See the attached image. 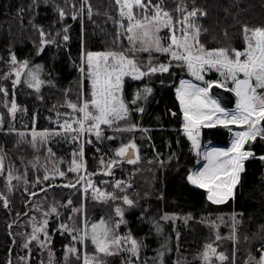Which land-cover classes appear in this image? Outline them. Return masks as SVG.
I'll list each match as a JSON object with an SVG mask.
<instances>
[{
    "label": "trees",
    "instance_id": "obj_1",
    "mask_svg": "<svg viewBox=\"0 0 264 264\" xmlns=\"http://www.w3.org/2000/svg\"><path fill=\"white\" fill-rule=\"evenodd\" d=\"M85 2L91 5L90 18L87 7L83 13L79 12ZM184 2L189 9L193 6L192 0ZM0 4V86L7 89V96L0 92V111L5 118V125L0 127V153L5 173L11 172L16 177L12 184L36 185L35 188L40 190L46 172L43 165L50 164L49 169L61 165L67 177L56 181L60 186L45 183L54 187L48 185L51 189L42 193L46 195L42 210L55 206L64 223L72 213L77 228L87 222L90 229L101 220L114 228L120 217L116 209L120 208L123 224L118 233L128 239L131 236L140 244L138 255L131 257L133 264H176L177 256L181 258V264H199L198 256L208 245L219 246V251L226 257L223 264H247L249 261L245 260L243 250L259 258V249L264 243V161L256 158L246 163L235 198L225 205L211 204L205 191L192 187L186 179L199 161L206 141L226 144L230 137L224 126L202 128L200 155L193 149L181 129L182 111L175 94L182 78L196 81L186 68L177 67L173 61L165 73L147 74L138 80L125 77L122 95L129 108L128 119L117 121L113 127L102 125L100 139L94 133L86 135L84 142L80 134L74 139L76 134L63 125L66 119L72 121L80 114L73 113L64 104L79 103L81 81L84 96H88L89 81L86 74L82 76L79 71L82 56L86 57L89 51L128 53L131 45L125 35L127 19L120 16L114 0H35V3L33 0H0ZM179 4L181 0H163V7L174 21L182 15L176 11ZM195 6L206 13L203 16L198 13L196 20L201 28L200 42L206 49L243 50L246 46L243 26L250 29L264 27V0H195ZM58 8L64 10L63 18L59 16ZM74 12L76 19H72ZM134 12L139 18V10L134 8ZM120 22L125 27H121ZM37 26L43 28L45 39H56V43L45 45L40 54H37L40 46ZM65 27H68L70 37L67 42L57 36L58 32L63 34ZM161 35L166 38L168 29ZM11 54H15L17 62L27 59L30 69L38 71L39 78L44 81L39 91L29 87L26 78L13 88ZM148 57L144 54L143 62L136 61L142 69L147 68ZM156 57L159 63L168 62L166 54ZM37 64L42 66L38 70L34 69ZM204 75L205 80L222 79L215 69ZM145 87H150L151 93L146 99H137L135 94L139 91L143 97ZM13 98L18 110L16 118L12 115V121L4 103L7 99L11 105ZM134 99L135 104L131 102ZM137 107H143L144 111H136ZM11 121L16 125L12 126ZM131 124L136 127L129 128ZM32 130L48 132L46 142L33 143L29 135ZM130 142L137 146L139 158L135 163H128L116 155L118 148ZM251 150L257 157L264 154V140L257 138L251 142ZM73 159L78 164L83 161L87 184H92L98 191L112 193L115 199L108 195L100 201L93 200L90 194L84 196L77 183L81 173L68 171ZM112 160L117 164L108 167ZM5 173H0V193L9 203L5 208L0 200V264H8L10 259L11 264H83L82 258L75 261L66 256V247L72 244L67 232L54 233L51 246L56 254L54 259H49V254L39 247H34L29 255V249L22 244L26 238L24 234H30V208L28 210L26 206L30 195L24 186L10 187ZM37 177L41 181L35 184ZM117 181H120L119 186L115 184ZM124 195L134 201L133 205L129 206L121 199ZM75 211H78L77 215ZM177 215L181 219L175 224L172 218ZM221 216L232 217L235 226L213 225L222 223L219 222ZM182 217H188L190 221L182 222ZM56 225L51 222V231ZM233 234L237 235L236 239L231 238ZM219 236L225 247L215 243ZM244 236L248 242L241 246ZM86 245L95 247L90 238L86 239ZM95 252L104 258L103 264H123L122 258L127 256V253L117 251L111 254ZM20 257L29 258L25 261Z\"/></svg>",
    "mask_w": 264,
    "mask_h": 264
},
{
    "label": "snow or ice",
    "instance_id": "obj_2",
    "mask_svg": "<svg viewBox=\"0 0 264 264\" xmlns=\"http://www.w3.org/2000/svg\"><path fill=\"white\" fill-rule=\"evenodd\" d=\"M33 2L35 3V0ZM114 2L119 6L120 16L127 19L125 35L133 48H135V42H139L140 48L138 50L150 54L153 51L166 54L168 62L157 65H152L149 62L147 68L142 69L134 57L124 55L122 52H87L86 57H82L79 71L87 76L89 93L85 98L83 81H81L79 103L69 102L68 104L73 113L80 115L72 121L66 119L63 126L76 134L74 139L79 138V134L83 132H94L96 138L100 139L102 125L113 127L117 121L126 120L129 117V108L122 95L124 78L131 77L133 80H138L147 74L165 73L169 71L172 62L175 61L177 67L186 68L196 81L203 82V86H201L200 83H194L192 80L181 79L179 81L180 86L176 88V97L183 113V131L191 141L193 149L197 150L198 156L200 155L199 136L201 127L221 124L228 128L229 132H232L233 130L228 127L229 125L242 126L241 130L234 132L230 147L211 148L205 151L203 158L206 163L202 168L191 171L186 177L192 185L207 190L206 195L209 201L223 202L227 197L233 195V188L239 182L240 173L244 170V161L249 157L256 156L251 150V142L256 141L257 137L264 139V124H261L264 121V27L250 29L247 25L243 26L246 42L243 50L227 47L206 49L200 42L201 28L196 23L198 13L200 16L206 15V13L195 6V0H192L193 6L190 9L184 0H181L176 11L182 15L175 21L171 13L163 7V0H157L156 3H153V0H114ZM85 7H87V15L90 18L92 13L90 4L82 3L79 12L83 13ZM134 8L139 10L140 18H137V14L133 11ZM58 12L61 18L65 16L62 8H58ZM76 15L74 12L72 19H76ZM120 26L125 27L122 22H120ZM37 27L40 33V46L37 49V54H40L45 45L56 43V39L55 37L51 40L45 39L46 33L43 28ZM161 29H168L166 38L160 36ZM62 33L61 35L58 32L57 36H60L63 42L69 41L68 27L63 28ZM11 64L14 65L12 71L15 73L13 88L15 84L20 83L21 74L25 72V69H28L25 74L28 86L39 91L44 81L39 78L38 71L29 69L27 59L17 62L15 54H11ZM84 65H86V69ZM41 67L38 64L34 65V69L37 70ZM212 69H215L222 79L205 80L204 74ZM213 85L235 94L237 98L235 109L230 110L222 107L219 99L209 95V90ZM151 91L150 87H145L143 97L139 91L135 96L137 99H146L147 94H150ZM0 92L7 95V89L3 86H0ZM131 102L135 104L136 100ZM16 108L17 105L13 98L9 111L14 112ZM135 110L144 111L143 107H137ZM73 123L77 125L76 128L72 127ZM135 127V124L129 125V128ZM37 135L40 136L41 143L47 140L46 132L39 134L33 132V143H35ZM246 144L249 145L248 149H245ZM136 147L135 143L132 142L124 144L117 149L116 155L126 157L129 149H136ZM48 151L51 153V149ZM73 155L75 156V153ZM80 155H83L82 146ZM258 158L264 161V154H260ZM127 162L135 163L136 161L128 158ZM71 164L73 166L69 167L68 171L77 172L82 167V164H78L76 159H73ZM116 164L117 161L112 160L108 167ZM2 167V160H0V168ZM57 175L64 177L65 172L56 169L53 178ZM12 179V173L9 172L8 181L10 182ZM49 179L50 177L46 172L43 180ZM80 179L83 177L81 176ZM39 180L40 178L37 177L38 182ZM116 184L119 186L120 181H117ZM30 195L34 196L35 193H30ZM108 195L115 199L113 194L109 193ZM121 199L129 206L134 203L127 195ZM0 200H2L3 206L7 208L8 198L0 193ZM68 203L70 204L71 201L69 200ZM116 212L121 217L123 216L120 208H117ZM52 213L59 215L55 206H52L47 212L42 210V215L45 218L39 227L33 223L31 233L24 234L26 238L22 246L25 249H29V244L32 241H36L41 248L46 243L51 242L46 226L48 224L47 217ZM164 218L167 219V216ZM120 222L122 221H117V225ZM90 227L91 232L88 231L87 222L80 228L68 227L66 223L59 224L60 229L72 234L73 241L83 243L90 238L91 243L95 245L99 253L111 254L110 246L119 245L123 239L118 235H110L113 229H110L103 220L100 221L99 225L94 223ZM157 230H159L158 225ZM77 232L79 235L74 234ZM139 247L140 244L137 240L131 239L130 251L133 254L138 255ZM207 248H211V245H208ZM68 251L75 253L77 249L70 247ZM212 251L214 253L215 250ZM259 252L258 259L252 257L254 264H264V243L261 244ZM28 258L20 257L19 259L26 261ZM220 259L224 260L226 257L221 253ZM204 260H208L207 251L204 253ZM8 264H11V261ZM83 264H99V261L95 255L89 257L85 253Z\"/></svg>",
    "mask_w": 264,
    "mask_h": 264
},
{
    "label": "rangeland",
    "instance_id": "obj_3",
    "mask_svg": "<svg viewBox=\"0 0 264 264\" xmlns=\"http://www.w3.org/2000/svg\"><path fill=\"white\" fill-rule=\"evenodd\" d=\"M0 6H1V4H0ZM133 11H134V9H133ZM138 18V17H137ZM140 18V17H139ZM166 29H161V32H160V36L161 37H163L162 35H161V33L163 32V31H165ZM131 45V47L129 48V51H128V53H125V55H127V56H129V57H134L135 58V60L138 62V63H141V62H143L144 61V59H143V55L144 54H147L149 57H148V59L146 58V65L148 66V64H149V62H151V64L153 65V62H155L154 63V65H157L159 62H160V60L156 57V55L158 56V55H163V54H161V53H158V52H155V51H153V52H151V54L149 53V52H145V51H140V50H138L139 48H140V45H139V42H135V48H133V46H132V44H130ZM156 54V55H155ZM82 57H84V56H82ZM150 57H151V59H150ZM29 67V66H28ZM84 67H85V65H84ZM29 69H30V67H29ZM28 71V69H25V72L24 73H22L21 74V79L20 80H22V79H25V74H26V72ZM12 75H13V81H14V79H15V73L12 71ZM82 76H83V74H82ZM185 78H187V77H185ZM182 79H184V78H182ZM46 81V80H45ZM18 84V83H17ZM17 84H15V85H17ZM46 84V83H45ZM201 85H203V84H201ZM179 87V84H178V86H177V88ZM15 88V87H14ZM176 91V90H175ZM1 93H3V92H1ZM4 94V93H3ZM176 94V93H175ZM5 96H7V95H5ZM4 105L6 106V108L9 110L10 108H11V105H10V102H9V100H7V99H5V103H4ZM64 106L66 107V108H68V102L66 103V104H64ZM16 110H18V108H16L15 109V111L14 112H10L11 113V119H12V121L14 120V118H16V116H17V113H16ZM13 114H15V117L13 118ZM2 112L0 111V127H3L5 124V118H3L2 117ZM182 119H183V114H182ZM11 121V122H12ZM11 125L12 126H15L16 124H14L13 122L11 123ZM73 126H74V123H73ZM220 126H223V125H221L220 124ZM233 129H237V131L238 130H241V128H242V126H240V125H230ZM73 128H75V127H73ZM65 130V129H64ZM69 130V129H68ZM33 132H36L37 134H39V133H42V132H37V131H34V130H32V131H30L29 132V135L31 136V138H32V140H33ZM46 135L47 136H49V133L48 132H46ZM258 138V137H257ZM39 141H41V139H40V136L39 135H37L36 136V138H35V142H39ZM46 141H44V143H45ZM0 160H2V163H4V160H3V157H2V155H1V153H0ZM203 160H204V158H203ZM203 161H202V152H201V160H200V162H199V164H201ZM80 164H82V167L81 168H79V170L77 171V172H74V173H81V176L83 177V179H78L77 180V183L79 184L80 183V185H81V190L83 191V193H84V196L85 195H87V194H90L91 196H92V199L93 200H100V201H104L105 199H106V197L108 196V194L109 193H106V192H104V191H98V190H96V188L94 187V186H92V184H87L86 183V177H85V175H86V173H85V169H84V163H83V161H81L80 162ZM198 164V165H199ZM50 166V164L49 165H46V164H44L43 165V167H44V169L46 170V172H47V174L49 175V177H50V179L49 180H47V181H41V180H39V182H40V184L42 185V188L41 189H43V190H39L38 188H35V187H37L36 185H34V187H32V186H30L29 184H26V183H22V182H19V183H15V184H12V182H13V180H15V176L14 175H12L13 176V179L9 182V185H10V187H18V188H20L21 186H24L26 189H28V193H29V195H30V193H35V195L33 196V195H30V199H29V201L27 202V204H26V206H27V209L29 210V208H30V215H29V220H30V233H31V231H32V225H33V223H36L37 224V227H39V224L43 221V219L45 218L43 215H42V207H44L45 205L42 203V201H44L45 199H46V195L45 194H42L43 192H45V191H47L48 189H51V187H49L48 185L49 184H45V183H50V184H53V185H58L57 184V180L58 179H63V178H66L67 177V172H65V176L64 177H60V176H55L54 178H53V173H54V170H56V169H58V170H60V171H63L62 170V168H61V165H57V166H54V167H51L50 169L48 168ZM73 165L72 164H70L69 166H68V169H69V167H72ZM195 168V167H194ZM192 169L191 171H194L195 169ZM190 171V172H191ZM45 172V173H46ZM108 172V171H107ZM189 172V173H190ZM0 173L1 174H4L5 173V166L3 167V170L2 171H0ZM8 174H9V172H6L5 173V176L7 177V180H8ZM44 174V173H43ZM45 175V174H44ZM38 181H36V183L35 184H38L39 183ZM53 182V183H52ZM60 182V181H59ZM240 183V182H239ZM116 184V183H115ZM191 184V183H190ZM16 185V186H15ZM53 185H51V186H53ZM192 185V184H191ZM115 186V185H114ZM239 186V185H238ZM112 194V193H111ZM216 204H218V203H216ZM27 210V211H28ZM43 211H45V212H47V211H50V209L49 210H43ZM57 212H58V210H57ZM59 213V212H58ZM84 213H85V211H84ZM74 214L75 215H77L78 214V211H75L74 212ZM33 218H35V219H33ZM69 218H71V219H69ZM73 214L71 213L70 215H69V217L65 220V223L68 225V227H73V226H75V227H77V225H76V223H74V221H73ZM47 219H48V224H47V226H46V230H47V232H48V235H49V238H50V243H46L45 244V246L43 247V248H41L40 246H39V244L36 242V241H32L30 244H29V249H30V254H31V252L33 251V249H34V247H39L42 251H46L48 254H49V259H54L55 258V253L54 252H52V243H53V240L55 239V234L54 233H57V231L58 232H67V231H65L64 229H60L59 228V224H61V223H64V220H62V218H61V214L59 213V215H57V214H55V213H52L50 216H48L47 217ZM180 217H179V215H177V216H174L173 218H172V220L173 221H175V224L177 223L178 224V222H180ZM220 219H221V221H222V223H213V225H217L218 227H222V226H224V224L225 225H227V226H235V221L234 220H231V219H226V218H224V217H220ZM119 221H122V222H120L118 225H116L114 228H110V229H113V232L112 233H110V235H118V236H120L121 238H123L122 240H121V243L119 244V245H111L110 246V248H111V251H117V252H123V253H127V256H125V257H123L122 259H123V264H126L127 263V261H129L128 262V264H133V262H132V255H133V253L130 251V249H131V245H130V242H129V239H128V237L127 236H125V237H122L119 233H118V230H119V228L122 226V224H123V218L120 216L119 217ZM189 222L190 221V218H188V217H186V218H184V217H182V222ZM51 222H56V228L53 230V231H51V226H50V224H51ZM215 228V227H214ZM88 231L89 232H91V228L89 229L88 228ZM217 228H215V233H217ZM67 233H69V232H67ZM70 234V233H69ZM74 234H76V235H79V233L77 232V233H74ZM71 236H72V234H70ZM230 236V235H229ZM236 237H237V235H234L233 234V237H231L232 239H236ZM226 238H229V237H226ZM41 239H43V236H41ZM220 239H221V237L219 236L218 238H217V242H215L216 244H218V245H220V246H222V247H225V243H223V242H221L220 241ZM246 242H248V239H247V237L246 236H244L243 237V239H242V242H241V246L244 244V243H246ZM79 243L80 242H78V241H73L72 240V244H70L69 246H67L66 247V256L67 257H69L70 258V256L71 257H73L74 258V260L75 261H77V259H79V258H82V260H83V257H84V254L85 253H87V255L89 256V257H92L93 255H95V257H96V259H97V261H99V264H103L104 262H103V257H99L97 254H96V252H95V250H96V248L94 247V248H89V247H87V245H86V240L83 242V243H81V245H79ZM95 246V245H94ZM70 247H75L76 249H77V252H75V253H73V252H69L68 251V249L70 248ZM215 250L214 251V253H213V251L212 250ZM205 251H207L208 252V260L207 261H205L204 260V253H205ZM220 254H221V252L219 251V246H217V245H211V248H206L203 252H202V254H200L199 256H198V260H199V264H223V262L226 260V259H224V260H221L220 259ZM223 254V253H222ZM224 255V254H223ZM243 256H245V260H248L249 262L247 263V264H252L254 261L252 260V253L251 252H249L248 250H243ZM224 257H225V255H224ZM130 259V260H129ZM258 259V258H257Z\"/></svg>",
    "mask_w": 264,
    "mask_h": 264
},
{
    "label": "bare ground",
    "instance_id": "obj_4",
    "mask_svg": "<svg viewBox=\"0 0 264 264\" xmlns=\"http://www.w3.org/2000/svg\"><path fill=\"white\" fill-rule=\"evenodd\" d=\"M184 79H186V78H184ZM186 80H191V79H186ZM193 81V80H192ZM194 82V81H193ZM194 83H196V82H194ZM179 84V83H178ZM178 86V85H177ZM180 86V85H179ZM201 86H203V85H201ZM177 88V87H176ZM176 88H175V90H176ZM176 92V91H175ZM209 95L210 96H212L211 95V92H210V90H209ZM85 97V96H84ZM75 128L77 127V125L75 124V126H74ZM68 131H70V130H68ZM54 132H59V130H54ZM92 133H94V132H92ZM88 134H90V133H88V132H83V133H80V135H81V137H82V139H83V142H84V140H85V137H86V135H88ZM95 134V133H94ZM233 132H230V137H229V141L226 143V144H220V143H216V142H213V141H206L205 143H204V145H203V147H202V152H205V151H207V150H209V149H211V148H227V147H230L231 146V138H232V136H233ZM258 138H260V137H258ZM264 140V139H263ZM245 149H248V147H247V144L245 145ZM253 151V150H252ZM254 152V151H253ZM136 154H137V157L139 158V156H138V152H137V149H136ZM123 158V157H122ZM137 158V159H138ZM256 158H258L257 156H255V157H252V159H250V160H253V159H256ZM136 159V160H137ZM248 159V158H247ZM247 159L244 161V166H245V164L248 162L247 161ZM200 160H201V157H200V159H199V161L197 162V164H196V166H195V168L196 169H199V168H202L203 167V165H204V163H206V161L205 160H203V156H202V163L201 164H199V162H200ZM249 160V161H250ZM247 161V162H246ZM199 164V165H198ZM3 167H4V163H3ZM195 169V170H196ZM3 170V169H2ZM1 170V171H2ZM243 172V171H242ZM242 172L240 173V179H241V174H242ZM107 175H109V172H107L106 173ZM240 179H239V182H240ZM239 182L235 185V187L233 188V195H234V193H235V191H236V189L238 188V185H239ZM195 186H197V185H195ZM233 195L231 196V198L233 197ZM234 200V199H233ZM229 200L228 199H225L223 202H221V203H218L219 205H221V204H223L224 202H228ZM231 201V200H230ZM218 204H213V205H218ZM229 219H231V220H234L232 217H229ZM219 222H222L221 220H219ZM131 239H135V238H133V237H131V236H129V242H130V245H131ZM138 242V241H137ZM112 252V251H111ZM176 264H181V258L180 257H178L177 256V258H176ZM253 264H254V262H253Z\"/></svg>",
    "mask_w": 264,
    "mask_h": 264
},
{
    "label": "water",
    "instance_id": "obj_5",
    "mask_svg": "<svg viewBox=\"0 0 264 264\" xmlns=\"http://www.w3.org/2000/svg\"><path fill=\"white\" fill-rule=\"evenodd\" d=\"M1 9V6H0ZM210 92L213 96L217 97L220 101V103L226 107V108H233L236 105V96L234 93L229 92L227 89L224 88H219L216 85H213L212 88L210 89ZM261 124H264V121L261 122ZM128 158H132V159H137V154H136V149H129L128 154L126 155V157H123V160L127 162ZM252 159V158H250ZM250 159H248L247 161H249ZM3 164V163H2ZM245 168V166H244ZM3 169L0 168V171ZM245 171V170H244ZM56 186H60V185H56ZM54 186H52L53 188ZM11 261V259H10Z\"/></svg>",
    "mask_w": 264,
    "mask_h": 264
},
{
    "label": "flooded vegetation",
    "instance_id": "obj_6",
    "mask_svg": "<svg viewBox=\"0 0 264 264\" xmlns=\"http://www.w3.org/2000/svg\"><path fill=\"white\" fill-rule=\"evenodd\" d=\"M110 251H111V248H110ZM112 253V252H111Z\"/></svg>",
    "mask_w": 264,
    "mask_h": 264
}]
</instances>
